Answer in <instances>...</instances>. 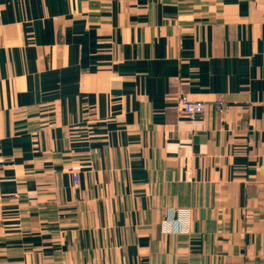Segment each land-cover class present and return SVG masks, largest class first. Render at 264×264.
Returning <instances> with one entry per match:
<instances>
[{
	"label": "crops",
	"instance_id": "0c3cea01",
	"mask_svg": "<svg viewBox=\"0 0 264 264\" xmlns=\"http://www.w3.org/2000/svg\"><path fill=\"white\" fill-rule=\"evenodd\" d=\"M0 264H264V0H0Z\"/></svg>",
	"mask_w": 264,
	"mask_h": 264
},
{
	"label": "built area",
	"instance_id": "2783aa9c",
	"mask_svg": "<svg viewBox=\"0 0 264 264\" xmlns=\"http://www.w3.org/2000/svg\"><path fill=\"white\" fill-rule=\"evenodd\" d=\"M217 108H221L224 104L222 100H218L216 103ZM208 103L204 100H193L187 93H182L178 98V107L182 114L188 117H197L204 115L208 108ZM76 181H79L77 173L74 174Z\"/></svg>",
	"mask_w": 264,
	"mask_h": 264
}]
</instances>
